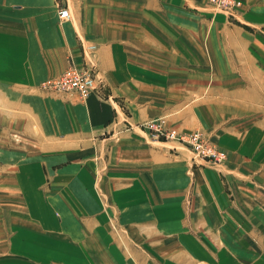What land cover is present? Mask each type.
<instances>
[{
	"label": "crops",
	"instance_id": "0c3cea01",
	"mask_svg": "<svg viewBox=\"0 0 264 264\" xmlns=\"http://www.w3.org/2000/svg\"><path fill=\"white\" fill-rule=\"evenodd\" d=\"M56 5L68 22L57 25ZM240 33L203 0H0V182L19 200L1 210L0 264H264V126L221 98L247 83L224 58ZM86 45L94 92L37 89L68 56L82 68ZM116 112L201 130L225 159L188 176L189 158L166 144L112 133ZM110 207L125 250L107 236Z\"/></svg>",
	"mask_w": 264,
	"mask_h": 264
},
{
	"label": "rangeland",
	"instance_id": "374dc122",
	"mask_svg": "<svg viewBox=\"0 0 264 264\" xmlns=\"http://www.w3.org/2000/svg\"><path fill=\"white\" fill-rule=\"evenodd\" d=\"M206 8L209 13H212L215 18L217 16H222L225 18V25L227 29H235L240 33L241 42H237L232 49L227 47L226 55L224 54L225 60L232 64L233 71L231 73L237 74L239 70L238 67H241L242 76L247 78V83H243L240 86L236 87H225L226 95L221 97L224 98L230 107L231 110H235L236 114L239 113L241 116L236 118L243 122L245 125H252L255 123L259 127L264 126V0H203ZM65 9L68 13V18L66 20H61L58 17L59 10ZM70 13L68 8L64 5H56L55 17L57 25L62 23H66L69 21ZM238 36V34H235ZM228 40V39H227ZM241 46V47H240ZM94 45H86L82 47V68H79L74 63L71 56L67 57V65L64 70L68 68H73L78 71L83 77H89L92 80V88L89 93L94 92L97 88V77L95 76V53H94ZM236 68V70H234ZM63 70V71H64ZM62 71V72H63ZM236 73H235V72ZM61 72V73H62ZM60 73V74H61ZM60 74L53 78H47L42 80L39 85H37V89L41 92H56V93H67V94H75L74 91H66L55 89L48 84L49 81L54 80ZM97 74V73H96ZM251 80L248 83L249 79ZM246 80V79H245ZM210 95L216 96L218 93L217 87H210ZM224 91V92H225ZM88 93V94H89ZM87 94V95H88ZM86 95V96H87ZM85 96V97H86ZM79 100H83L84 98H80L77 95ZM232 103H236L233 106ZM114 126L113 131L114 134H118L122 131H133L137 130V132L143 133L147 138V141H158L167 145V148L176 154L179 155V159L182 161L185 158H189L188 166L185 174L191 176V169L194 165H210L216 167L221 164L225 159V152L223 149L218 147V145L213 142L208 134L203 133L201 130H186V129H178L175 126L169 123V119L167 116L159 115L150 117L136 123L134 125L130 124L125 117L120 113H115ZM160 118L163 123L164 129H174L176 133H190L196 132L199 135V139L203 141L205 145L213 146L216 151H221L223 153V157L221 159H215L211 156H204L197 152V150L190 145L186 141H182L177 138H166L163 135H158L153 137V132L146 128L144 122ZM262 124V125H261ZM119 135V134H118ZM117 135V136H118ZM22 135H18V139H20ZM114 137L113 139H115ZM18 140V141H19ZM33 140V139H32ZM23 141V139H22ZM11 152L12 155H15V159L18 157H25V155H29L33 153V151L25 150V149H16L12 151H7V153ZM4 168V167H3ZM185 171V170H184ZM3 172V170L1 171ZM3 176V175H2ZM5 182H0V222L1 220L5 221V212L1 211L4 208L10 205L19 204V200L14 191L4 190L7 189L4 186ZM190 187V182L187 184L186 188ZM189 189V188H188ZM189 192V190L187 191ZM4 194H12L14 198L5 197ZM189 193L185 195L182 205L185 211H189L190 200ZM12 201V202H11ZM11 202V203H10ZM110 206H116L115 203H110ZM105 224H106V233L107 236L112 239L113 243L119 244V247L122 250H125V245H123V238L127 237V231L121 225L119 219V211L115 207H110L107 209L105 213ZM1 238L4 239L6 237V230L4 226L2 228ZM110 241V240H109Z\"/></svg>",
	"mask_w": 264,
	"mask_h": 264
},
{
	"label": "built area",
	"instance_id": "2783aa9c",
	"mask_svg": "<svg viewBox=\"0 0 264 264\" xmlns=\"http://www.w3.org/2000/svg\"><path fill=\"white\" fill-rule=\"evenodd\" d=\"M58 17L61 20H66L68 18L67 11L65 9L59 10ZM48 84L55 89L74 91L80 98H84L92 88L91 78L88 76L83 77L73 68L64 70L54 80L49 81ZM144 125L153 132V137L163 135L166 138H177L188 142L197 150L198 153L204 156H211L214 159L215 157L217 159H221L223 157V153L221 151L217 152L213 146L205 145L201 138L199 139V135L196 132L178 134L174 129H164L160 118L146 121L144 122Z\"/></svg>",
	"mask_w": 264,
	"mask_h": 264
}]
</instances>
